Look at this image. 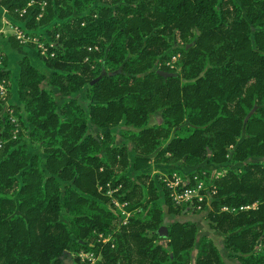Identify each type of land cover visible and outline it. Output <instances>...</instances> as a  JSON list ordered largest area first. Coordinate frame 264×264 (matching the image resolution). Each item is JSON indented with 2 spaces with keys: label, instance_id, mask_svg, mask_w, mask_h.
Instances as JSON below:
<instances>
[{
  "label": "trees",
  "instance_id": "16d2710c",
  "mask_svg": "<svg viewBox=\"0 0 264 264\" xmlns=\"http://www.w3.org/2000/svg\"><path fill=\"white\" fill-rule=\"evenodd\" d=\"M4 2L49 24L55 54L37 49L50 73L23 55L15 87L0 50V264H76L95 246L99 264H264V0ZM104 67L118 71L94 81ZM162 161L192 165L191 183L224 169L182 205L147 170ZM108 183L139 208L120 226Z\"/></svg>",
  "mask_w": 264,
  "mask_h": 264
},
{
  "label": "rangeland",
  "instance_id": "374dc122",
  "mask_svg": "<svg viewBox=\"0 0 264 264\" xmlns=\"http://www.w3.org/2000/svg\"><path fill=\"white\" fill-rule=\"evenodd\" d=\"M5 0H0V6L2 8H5V10L7 12H9L10 16V22L17 25V26H11L12 27V31H8V35L6 36L8 39H10L11 42H13L12 38L11 37H14L16 38V31L18 28H22L28 32H32V33H36V34H40V38L43 40V42H45L47 45L48 43L52 44L54 41L52 39V37L49 36L48 32H47V28L49 26V24H45V25H42V26H39V27H30L28 26L27 24V20L28 18H25L26 14L28 13V6H27V12L24 13L23 15L19 13V11L16 9V11L14 12L13 9H9L8 8V5L7 3L4 2ZM24 18V19H23ZM37 18H39L37 16ZM11 30V29H10ZM12 32V33H11ZM1 33H2V30H0V37H1ZM42 36V37H41ZM3 43V40H0V44ZM13 44V43H12ZM23 44H30L32 45L33 47V50L38 53L37 51V48L35 46V44L33 43H23ZM49 47V45H48ZM1 46H0V50H1ZM181 57V53L180 52H177L175 53L174 55L171 56V58L167 61V63L171 66V67H174V68H179L180 69V64H179V59ZM1 59H0V64H1ZM12 80H13V76H12ZM119 141L120 142H123V140H121L119 138ZM32 149L33 150H38V148L36 146H33L32 145ZM226 163L231 166V167H236L237 164H239V161H234L233 160V156L232 154L229 156L228 160L226 161ZM178 166L176 163H169V162H165V161H162V162H152L151 165L147 168V170H150L151 171V175L150 176H153L155 178V181L158 182L159 179H163L164 178V175L165 174H168V173H171L173 171H178L181 175L185 174V173H188L192 168L193 166L192 165H187V164H179L180 166V170H177L175 169V167ZM207 168L209 169V172H204V183H205V186L207 187V189L209 188V182L212 181L213 177L215 176L214 174H220L222 172V170L224 169V164H220V163H215V162H212V163H207L206 164ZM184 176V175H183ZM158 180H157V179ZM193 183V182H192ZM104 186L105 185H99V189L102 191L101 194H108L111 199L109 200V205L116 211L118 212L120 215H119V219H118V223H119V226L122 225V224H125L123 222V220L125 219V215H127V213L125 212H129L130 210V213L131 215L129 216L128 218V221H130V218L135 214L137 215V211L139 208H134L133 210L129 209L128 206L127 207H124L123 205L121 206H118L114 203V199H118L115 195H114V192L120 187L118 188H113L112 184H107L106 185V189L104 190ZM152 194V193H151ZM153 195V194H152ZM208 197V196H207ZM207 197L205 199H207ZM159 200L164 203L165 202V197H164V194L161 190V195L159 197ZM199 201H204V200H199ZM129 202V201H128ZM188 202V201H187ZM187 202H184L182 203L185 204ZM129 204V203H128ZM198 207V206H197ZM201 208V207H198V209ZM129 209V210H127ZM125 210V212H124ZM127 221V222H128ZM108 235V234H107ZM111 237L115 239V236L111 233ZM96 240L97 241H101L103 242V240L101 239V237L99 236L98 234V237H96ZM93 246H95L94 242L92 243ZM82 250H94L96 252H99L101 254L100 251H97L96 250V246L92 249H85V248H82L80 251ZM68 252L70 253L71 250H68ZM101 257H102V254H101ZM64 264H73L71 259L69 257L66 258Z\"/></svg>",
  "mask_w": 264,
  "mask_h": 264
},
{
  "label": "built area",
  "instance_id": "2783aa9c",
  "mask_svg": "<svg viewBox=\"0 0 264 264\" xmlns=\"http://www.w3.org/2000/svg\"><path fill=\"white\" fill-rule=\"evenodd\" d=\"M32 1L28 2L30 5ZM20 14H24L27 12V6L17 8ZM42 16V12L39 13L38 17ZM16 38L21 43H33L35 44L36 48L42 55H54L55 52L49 50L48 45L43 42L40 36L36 33L28 32L22 28H18L16 33ZM169 63V62H168ZM7 95V88L5 84V80L0 79V101L1 99H5ZM12 120L17 122L16 116L12 115ZM193 183L189 182V179L183 175H181L178 171H173L171 173L165 174L163 181L168 188L170 195L172 196L173 200L177 204H182L193 198L197 200H205L207 197V193L210 188L207 189L203 179H201L197 174L193 176ZM259 200H255L253 202L243 203L241 205H223L222 209L236 211V210H245L249 208H254L259 205ZM114 203L118 206L123 205L127 207L128 201H120L119 199H114ZM129 210V209H127ZM125 212V210H124ZM125 219L123 220L124 223H127L129 216L131 215L130 210L129 212H125ZM99 236L103 241L111 240V235H106L103 233H99ZM101 259V254L94 250H82L79 252V262L76 264H99Z\"/></svg>",
  "mask_w": 264,
  "mask_h": 264
},
{
  "label": "crops",
  "instance_id": "0c3cea01",
  "mask_svg": "<svg viewBox=\"0 0 264 264\" xmlns=\"http://www.w3.org/2000/svg\"><path fill=\"white\" fill-rule=\"evenodd\" d=\"M9 16V12L0 6V30H2L0 40H3V43L0 44V46L2 47L1 49H4L9 55V64L13 70V83L16 87L19 77V60L23 55H29L32 62L43 71L50 73L51 69L45 64L42 57L33 50L32 45L23 44L19 41V44L14 46L10 39L6 37L8 35V31H12V27L17 26L10 22Z\"/></svg>",
  "mask_w": 264,
  "mask_h": 264
},
{
  "label": "water",
  "instance_id": "95a60500",
  "mask_svg": "<svg viewBox=\"0 0 264 264\" xmlns=\"http://www.w3.org/2000/svg\"><path fill=\"white\" fill-rule=\"evenodd\" d=\"M117 71H118V70L108 71V70L104 67L103 70H102V72H101V74H100L99 76H97V77L94 79V81L98 80L101 76H103V75H105V74H107V73H109V74H113V73H115V72H117ZM159 72H161V73H163V74H165V75H169V74H170L169 71H167V70H163V69H159ZM162 228H163V229H166V226L163 225Z\"/></svg>",
  "mask_w": 264,
  "mask_h": 264
}]
</instances>
